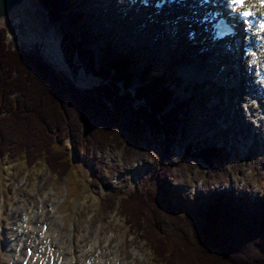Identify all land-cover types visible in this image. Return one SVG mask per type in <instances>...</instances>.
<instances>
[{"label":"rangeland","instance_id":"obj_1","mask_svg":"<svg viewBox=\"0 0 264 264\" xmlns=\"http://www.w3.org/2000/svg\"><path fill=\"white\" fill-rule=\"evenodd\" d=\"M65 1L67 14L54 22L48 14L49 6L38 0H21L0 18L1 42L12 47L37 45L46 60L57 69L67 70L71 76V69L64 63L62 35L74 34L73 28L79 26L82 30L92 29L96 39H91L94 40L91 47L95 49L97 58L102 55L101 47L108 44L114 55L124 53L131 60L132 67L139 69L147 64L155 74L164 77L163 87L169 96L184 103V111L178 115L182 127L168 139L169 148L154 140L131 146L114 138H90L88 133L85 139H77V154L74 155L73 147L64 137L52 146L54 150L65 152L63 160L67 162L68 169L64 174L53 168L55 165L50 164L46 153L32 159L24 151L1 155L0 264L16 262L21 255L25 258L24 251L31 252V242L41 235L43 222L53 223L57 232L64 236L63 245L72 250L75 264H85L91 256H96L98 250L105 253L100 258L97 257L101 253L95 257L98 263L109 264L106 259L113 255L111 264H160L141 232L122 214L120 203V197L134 189H144V196L155 194V177L159 171L166 174L161 176L165 177L166 188L172 193L175 203L197 206L204 204L207 197L233 195L264 204V132L254 133L255 126H258L254 114L258 113L259 106L255 104L258 111L249 112V90L243 87L244 83L233 88L235 82L232 80L237 78L235 67H225L227 76L224 81L217 76L205 75L187 79L180 65L155 43L146 42L137 36L138 33L133 35L137 26L135 22L120 17L118 5L105 0ZM124 2L128 4L127 0ZM79 5L81 10L77 7ZM70 11L84 14V19L69 25ZM105 14L111 17L108 24L103 19ZM165 34L168 38L167 32ZM86 63L85 67L79 65L73 72V80L80 86H91L97 81L89 71L90 61ZM240 74L242 79L247 78L244 70ZM227 90L233 93L227 96ZM241 91L245 93V100ZM239 96L241 101L234 109L236 113L238 110L241 114L244 112L250 123L248 132L235 121L233 127L221 130L223 120L229 123V118L233 117L232 106ZM211 146L218 149V153L210 170L200 157L193 154ZM187 149L188 155L184 157ZM32 213L27 222V215ZM30 222L34 228H29L27 235L20 236L24 227L22 223L31 226ZM57 232L51 229L49 233ZM93 244L95 247L92 248ZM40 245L44 246V242Z\"/></svg>","mask_w":264,"mask_h":264},{"label":"trees","instance_id":"obj_2","mask_svg":"<svg viewBox=\"0 0 264 264\" xmlns=\"http://www.w3.org/2000/svg\"><path fill=\"white\" fill-rule=\"evenodd\" d=\"M38 1L49 6L51 21L67 14L65 0ZM69 13V25L78 23L80 16ZM73 31L61 39L71 76L46 60L39 46L12 47L0 40V156L24 151L32 159L46 153L64 174L65 152L52 147L64 137L74 155L77 139L88 133L131 146L154 140L169 148L185 106L169 96L164 77L147 64L132 67L108 44L97 58L94 34L80 26ZM87 60L97 81L80 86L73 72ZM161 175L166 174L155 177V194L134 189L120 197L122 214L160 264H264V204L233 195L211 196L197 206L175 203Z\"/></svg>","mask_w":264,"mask_h":264},{"label":"bare ground","instance_id":"obj_3","mask_svg":"<svg viewBox=\"0 0 264 264\" xmlns=\"http://www.w3.org/2000/svg\"><path fill=\"white\" fill-rule=\"evenodd\" d=\"M85 1L86 0H84V2ZM105 1L111 2L113 5H118L117 8H119L122 11V13L120 14V17L123 18V20L126 19L129 21L135 22V25L137 26L136 27L137 30L134 31L133 35L135 33L136 34L138 33L137 36L142 38V39H146V42L148 40V41H150V43H153V45L155 43L157 48H159L161 51H163L165 53V55L172 57L173 60H175V62H177L176 64L180 65L181 72L183 75H185V76L187 75V77H186L187 79L200 77L202 75H205V77L217 76L224 81V80H226V76H227V73H226L227 68H225V67L229 68V66L231 65V66L235 67V69H236V75L235 76L237 77L235 80H233L235 82L233 84V88H238L243 83H244L243 87L246 86L245 87L246 90L248 88L253 87L252 86V83H253L252 78L254 77V75H252V73H251L252 69L255 68L253 64H256V63L262 64L264 62L263 54L260 51L256 52V56L250 57L249 56L250 54L249 55L247 54L246 57H243L244 52L238 53V51H236V49H234V52H230V51H228V49H226L222 45H220V46L215 45V47L212 48V47H210V43L207 39L205 41H200V39L202 37L199 40H196V38L190 39V37L189 38L187 37L184 29L192 30L194 27H196L198 24V21H196L195 19H197V18L201 19V17L204 16L205 12L211 7L210 4L205 5L202 8H198L196 6V4H193V3L186 4V5H178L175 7L165 8L160 13L155 14L153 11V8H151L149 6H143L139 3H136V5L130 6L128 0H127L128 4H126V5L124 2L125 0H105ZM253 5L256 8L255 12H261L264 10V8H261L260 6H257L256 4H253ZM79 6H77V7L80 8V10H81V6L80 7ZM93 17L96 18L95 14ZM103 19H104L105 23H107V24L111 21V17H108L107 14L104 15ZM247 27L249 30L248 33H251V35H261L262 34V32L255 25L249 26L247 24ZM157 29H158V31L161 30L164 32H161V31L157 32ZM165 32H167L168 38H167V35L165 34ZM169 33H170V35H169ZM156 34L157 35L162 34L163 38H161L160 36L157 37ZM179 38L181 39V42H178ZM95 39H96V37H95ZM195 40H196V42L194 43ZM246 40H248V38H246ZM250 44H254V41L250 40ZM248 45H249V43H247L246 46H248ZM204 46H208V50H205ZM254 50H257V47H254ZM175 54L178 57H176ZM186 54H188V55H186ZM182 55H186V56L184 58H180ZM227 57H229V58H227ZM163 58H164V56H163ZM251 58L253 60H251ZM170 60H171V62H174L172 59H170ZM234 62H236V63L234 64ZM222 67H223V69H222ZM243 70L246 72V74H245V76H247L246 79L241 78L240 73H242ZM249 75H250V77H248ZM234 78L235 77H233V79ZM206 83L208 84L209 81H207ZM255 84H256V87L253 89V91L258 93L259 95L250 96L249 98L254 100V101L253 102L247 101V104H248L249 111L252 114L256 110L254 105L257 104L256 107L259 106L258 107L259 111H258V109L256 110V111H258V113L254 114V116H256V119H258V121H259L257 124L258 126L254 130V133L259 134V133L264 132V126H262L263 120L261 119L262 116L260 114L261 112H263V114H264V110L262 111V109H264V87L263 86L261 87V92H260L258 90L260 82H258V83L256 82ZM208 88H209V86H208ZM241 92H243V91H241ZM228 93H233V91L227 90V96H228ZM239 95H240V93H239ZM241 96L245 100L246 97H245L244 92L242 93ZM241 96H239V99H237L235 104L233 103V106H232L233 117H231V119L229 118V120H230L229 123L225 119L223 120L222 123L224 125H223V128H221V130L222 129L227 130L228 128L233 127V124H235L233 121H235L237 124H239L240 127H242V126L245 127L246 132H248V128H249L248 125L250 123L245 119V114H244L243 110H242L243 114H241V112L239 110H238V113H236V109H234L236 104L238 103V101H241V99H240ZM228 107H230L229 104H228ZM239 107L241 108V106H239ZM230 109H231V107L229 108V110ZM216 113L218 114L217 110H216ZM228 132H230V130ZM31 212L34 213V211H31ZM33 213L27 215L29 217L27 222H29ZM25 220H27V218H25ZM23 223H22V226H24V227L22 229V232L19 234L20 236L27 235L29 228H34L33 225H31V222L28 223L31 226H29V225L25 226V225H23ZM51 229L53 231H56V232L58 231L56 228H54L53 223L49 224L48 226H43L42 231H41V235L39 236L40 239H38L39 238L38 237V238H36V240L31 242L32 243V251L29 253L27 250H25V251L23 250L26 257L24 258L21 255L20 258L16 262L8 261L9 264H24L25 263L24 261H26L27 264H51V263H53V264H75V261L73 260L74 254H73L72 250H70L68 247L63 245L64 236L62 234H60V232H57L56 234L49 233ZM37 239H38V241H37ZM42 242H44V246L40 245ZM49 245H56L55 246V252H53V251H51V249H49ZM93 247H95V244L92 245V248ZM33 248H34V250H33ZM111 249H113V248H111ZM102 252L103 251L98 250L97 253L95 254L96 256H91V259L90 260L88 259L89 262L90 263L93 262L94 264H105V262L98 263V262H96V259H95V257H97V255H99L100 253H101L100 256L97 258H100L105 254ZM110 254H112V253H110ZM27 256L30 257V259L27 258ZM112 257H113V255L111 256V259H112ZM9 258H12V256H10ZM111 259H109V260L106 259L109 264L112 263ZM61 260H62V263L59 262ZM76 264H77V262H76Z\"/></svg>","mask_w":264,"mask_h":264},{"label":"water","instance_id":"obj_4","mask_svg":"<svg viewBox=\"0 0 264 264\" xmlns=\"http://www.w3.org/2000/svg\"><path fill=\"white\" fill-rule=\"evenodd\" d=\"M20 1L21 0H0V18L6 16L12 7L19 4ZM188 149L184 157L188 155ZM215 153L216 150L214 148H202L197 153H194L193 156L200 157L206 163L208 168L211 169L213 167V158L215 157Z\"/></svg>","mask_w":264,"mask_h":264},{"label":"snow or ice","instance_id":"obj_5","mask_svg":"<svg viewBox=\"0 0 264 264\" xmlns=\"http://www.w3.org/2000/svg\"><path fill=\"white\" fill-rule=\"evenodd\" d=\"M234 3L242 7L244 5V0H234ZM246 15H251V13H246Z\"/></svg>","mask_w":264,"mask_h":264},{"label":"flooded vegetation","instance_id":"obj_6","mask_svg":"<svg viewBox=\"0 0 264 264\" xmlns=\"http://www.w3.org/2000/svg\"><path fill=\"white\" fill-rule=\"evenodd\" d=\"M0 111H1V109H0Z\"/></svg>","mask_w":264,"mask_h":264}]
</instances>
